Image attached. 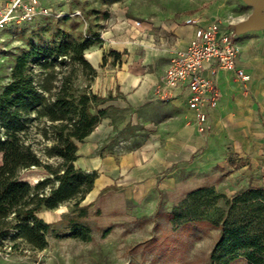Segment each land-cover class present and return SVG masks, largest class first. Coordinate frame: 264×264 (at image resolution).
Returning a JSON list of instances; mask_svg holds the SVG:
<instances>
[{
  "label": "rangeland",
  "instance_id": "rangeland-1",
  "mask_svg": "<svg viewBox=\"0 0 264 264\" xmlns=\"http://www.w3.org/2000/svg\"><path fill=\"white\" fill-rule=\"evenodd\" d=\"M224 1L230 5H219ZM119 4L126 8L127 16L141 23H151L152 19L161 20L162 17L176 21L200 12L204 18L217 13V18L222 21L223 18L230 19L223 24L233 26L238 24L232 22L237 14H246L245 6L238 0H122ZM96 5L89 1L83 7H98ZM218 12L229 15L221 17ZM85 19L83 24L75 19L56 22L52 18H40L1 33L0 92L11 79L16 57L27 51L30 43L35 46L49 45L56 30L69 32L71 40L82 38L81 31H88L91 21L87 17ZM55 41L57 39L54 38ZM88 79L79 70L75 87L80 91L90 89L94 78L90 82ZM214 92L216 108L220 110L218 123L213 126L208 119L202 132H198L196 127L203 144L195 148L189 160H181L164 172L163 176L171 173L174 179L166 190H156L155 197L138 204L126 197L115 183L119 180L117 168L121 156L145 144L153 130L144 129L140 122L130 126L131 119L124 110H109L112 132L94 150L85 139L83 143H77L79 159L74 163L76 169L85 173L94 172L97 178L108 183L94 197L91 190L79 204L87 209L86 219L92 229L93 240L83 243L61 232L60 224L64 216L76 210L72 203L66 202L55 210L38 213V217L53 226V232L47 235L46 249L37 252L24 247L12 252L7 245L0 249V264H211L209 258L212 252V264H223L226 260H229L228 264H247L243 251L215 248L219 230L211 223L206 220L179 222L169 216L174 211L181 213L182 217L196 212L203 219H223L228 208L226 202L236 194L248 188H264V125L252 106L249 81L242 83L232 75L224 87L215 86ZM171 109L174 113H186L180 106H172ZM168 112L166 106H155L152 119L155 123H176L177 118L167 116ZM184 124L193 125L194 121L184 118ZM30 140L42 163L58 170L61 159L45 154L52 140H45L35 133ZM87 156L96 161L89 166L90 172L84 170ZM46 177H50L52 185H56L54 176L42 167L19 174V178L30 185ZM34 178L37 182L33 181ZM195 191L201 193L190 196ZM104 230L109 231L105 236L102 234Z\"/></svg>",
  "mask_w": 264,
  "mask_h": 264
},
{
  "label": "trees",
  "instance_id": "trees-1",
  "mask_svg": "<svg viewBox=\"0 0 264 264\" xmlns=\"http://www.w3.org/2000/svg\"><path fill=\"white\" fill-rule=\"evenodd\" d=\"M95 1L106 8L122 0ZM99 12L94 7L89 10L94 15ZM100 14L103 19L108 17L106 11ZM85 34L89 38L82 34V38L71 40L65 31L56 30L51 44L30 43L29 49L16 57L11 79L0 92V249L7 245L12 252L24 247L37 252L46 249L47 235L53 232V226L38 217V213L55 210L66 202L72 203L76 210L64 216L61 232L83 243L93 240L87 209L79 204L93 189L97 176L76 169L74 163L78 158L77 143H83L106 118L108 108L98 107L112 96L104 98L90 89L80 91L75 87L79 70L89 78L88 82L96 77L85 51L100 38L90 30ZM32 132L52 140L45 154L61 159L58 170L43 164L33 150ZM34 167H42L54 176L56 185H52L50 177L34 185L19 178L21 171ZM199 193L195 191L190 196ZM226 203L223 219H203L196 212L182 217L174 211L169 216L179 222L206 220L219 230L215 248L243 251L247 264H264V188H248ZM108 232L104 230L103 236ZM209 259L212 264L213 252Z\"/></svg>",
  "mask_w": 264,
  "mask_h": 264
},
{
  "label": "crops",
  "instance_id": "crops-1",
  "mask_svg": "<svg viewBox=\"0 0 264 264\" xmlns=\"http://www.w3.org/2000/svg\"><path fill=\"white\" fill-rule=\"evenodd\" d=\"M40 1L44 6L68 13L79 9L84 17L91 20L88 30L98 33L100 41L85 51L87 61L96 71V77L90 83V91L104 98L108 95L112 96V99L100 105L101 109L124 110L131 119L130 126L140 122L144 129L153 130L149 133L150 139L145 144L121 156L116 173L119 180L115 183L134 204L155 197L156 190H166L174 181L171 173L163 176L164 172L181 160H189L195 148L203 144V139L196 133L195 122L193 125L184 124V118H192L194 121V112L187 106L185 87L167 93H157L158 79L166 70L169 60L188 47L197 27L217 21L220 31L226 34L233 31L230 27L232 25H225L222 22L230 19L223 18L222 21L221 18V20L217 18L219 16L217 13H209L211 15L204 18L200 12H194L176 21L164 20L162 17L161 20L152 19L151 23H141L127 16L126 8L120 6L119 2L105 8L99 6L95 0ZM89 1L97 4L98 7L95 9L100 11L99 14L89 13L92 6L83 7ZM238 1L245 6L246 14H237L238 17L235 15L236 18H233L232 22L240 23L251 15L253 8L243 0ZM233 4L236 5V1ZM219 5L227 6L230 3L224 1ZM84 10H87L86 13ZM103 11L108 13L105 19L101 18L100 13ZM225 15L221 14V17ZM189 17L194 18L196 24H185V19ZM254 30L257 31L253 32ZM83 33L81 31V35ZM67 34L70 35L69 32ZM234 41L240 47L236 66L250 76L249 87L253 98L251 103L256 109L258 119L264 125V25L241 31L235 36ZM111 53H116L118 57L115 58ZM212 66L213 62L204 65L203 77H211ZM232 75L234 76L233 72L218 71L214 77L216 87H224ZM155 106H166L169 110L167 116L176 117L177 122L155 123L152 119ZM172 106L177 108L180 106L186 113H174ZM216 107L208 110L209 123L213 126L218 123L220 116V110ZM108 115L85 138L92 150L98 147L113 130L109 127ZM87 158V167L84 170L90 172L89 166L96 164V161L89 156ZM107 184L96 178L91 191L93 197Z\"/></svg>",
  "mask_w": 264,
  "mask_h": 264
},
{
  "label": "built area",
  "instance_id": "built-area-1",
  "mask_svg": "<svg viewBox=\"0 0 264 264\" xmlns=\"http://www.w3.org/2000/svg\"><path fill=\"white\" fill-rule=\"evenodd\" d=\"M40 18H52L56 22L67 18L86 23L79 9L68 13L44 6L40 0H1L0 35L7 30L31 24ZM196 22L194 18L189 17L184 23L193 25ZM83 36L89 38L85 32ZM235 36L233 31L226 34L220 31L217 21L197 27L188 47L169 60L166 70L158 79L157 93H167L185 87L187 106L194 112V122L198 132L206 129L208 110L215 108L217 104L216 92H214L216 73L229 71L233 72L234 77L242 83L250 80V76L236 66L240 47L234 41ZM209 62H213L211 77L206 78L202 76V72L204 65Z\"/></svg>",
  "mask_w": 264,
  "mask_h": 264
},
{
  "label": "water",
  "instance_id": "water-1",
  "mask_svg": "<svg viewBox=\"0 0 264 264\" xmlns=\"http://www.w3.org/2000/svg\"><path fill=\"white\" fill-rule=\"evenodd\" d=\"M243 2L250 5L253 11L245 21L231 27L235 35L241 31L256 29L264 25V0H243Z\"/></svg>",
  "mask_w": 264,
  "mask_h": 264
}]
</instances>
